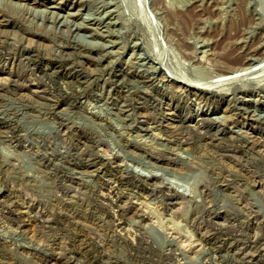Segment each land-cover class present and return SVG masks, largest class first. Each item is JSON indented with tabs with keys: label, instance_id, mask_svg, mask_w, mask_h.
<instances>
[{
	"label": "rangeland",
	"instance_id": "374dc122",
	"mask_svg": "<svg viewBox=\"0 0 264 264\" xmlns=\"http://www.w3.org/2000/svg\"><path fill=\"white\" fill-rule=\"evenodd\" d=\"M262 59L264 0H0V264H264Z\"/></svg>",
	"mask_w": 264,
	"mask_h": 264
},
{
	"label": "bare ground",
	"instance_id": "6f19581e",
	"mask_svg": "<svg viewBox=\"0 0 264 264\" xmlns=\"http://www.w3.org/2000/svg\"><path fill=\"white\" fill-rule=\"evenodd\" d=\"M193 11V10H192ZM192 11H186V12H172V14H173V16H174V18H178V19H180V21L182 22V23H184V24H187L188 22H190V21H193V20H195L196 19V17H197V12H192ZM195 11V10H194ZM186 16V17H185ZM235 24V23H234ZM238 24V23H237ZM236 24V25H237ZM222 32V31H221ZM220 34H222V33H220ZM229 37V36H228ZM229 41H230V38H229ZM229 41H227V42H229ZM225 43V42H224ZM229 44V43H228ZM224 45H227V44H224ZM224 50H223V54H225V51L227 50L225 47H222ZM226 49V50H225ZM228 51V50H227ZM233 51V50H232ZM254 52V51H253ZM228 55V54H227ZM226 55V56H227ZM245 55V54H244ZM248 55V54H247ZM231 56V55H230ZM235 57V56H234ZM237 57V56H236ZM235 57V58H236ZM233 58V57H232ZM237 59V61H238V57L236 58ZM240 59H242V58H240ZM264 59H262V61H260L261 63L262 62H264L263 61ZM235 61V60H234ZM235 63V62H234ZM254 63V62H253ZM250 65V64H249ZM239 66H242L243 67V64L242 65H239ZM238 66V67H239ZM250 68V67H249ZM236 69V68H235ZM238 69V68H237ZM226 70V72H227V69H225ZM229 71V70H228ZM232 71V70H231ZM233 73V72H232ZM227 75H229V73L227 74ZM233 76V75H232ZM67 90V89H66ZM201 129V128H200ZM137 175V174H136ZM130 176V175H129ZM133 176V175H132ZM139 177V176H138ZM141 178V177H140ZM126 179V178H125ZM124 179V180H125ZM132 179V178H131ZM136 180V179H135ZM130 181V180H129ZM131 182V181H130ZM136 183V182H135ZM130 184V183H129ZM139 184H141V183H139ZM138 184V185H139ZM135 185H137V184H135ZM141 187V186H140Z\"/></svg>",
	"mask_w": 264,
	"mask_h": 264
}]
</instances>
